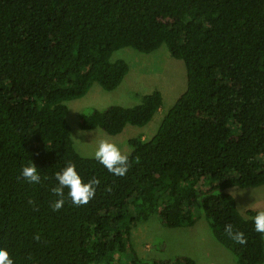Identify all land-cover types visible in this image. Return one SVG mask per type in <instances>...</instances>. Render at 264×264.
<instances>
[{"label":"trees","instance_id":"trees-1","mask_svg":"<svg viewBox=\"0 0 264 264\" xmlns=\"http://www.w3.org/2000/svg\"><path fill=\"white\" fill-rule=\"evenodd\" d=\"M163 45L184 61L187 88L151 139L128 140V171L113 175L77 151L67 101L94 83L122 84L130 65L112 60L115 51ZM162 105L156 89L133 106L83 111L79 126L117 135L145 126ZM30 162L39 184L21 175ZM68 164L98 181L95 196L76 206L65 189L54 211L55 174ZM261 185L264 0H0V247L14 264H197L185 254L142 258L132 234L154 217L179 228L201 214L240 264H264L259 211L246 216L228 191Z\"/></svg>","mask_w":264,"mask_h":264},{"label":"rangeland","instance_id":"rangeland-1","mask_svg":"<svg viewBox=\"0 0 264 264\" xmlns=\"http://www.w3.org/2000/svg\"><path fill=\"white\" fill-rule=\"evenodd\" d=\"M118 58L125 59L130 65L129 72L118 88L107 91L94 83L84 97L67 101L72 138L82 156L94 157L102 139L116 144L125 155L131 153L132 147L128 140L137 135L146 140L151 139L168 110L187 88L185 63L173 57L166 45L151 53L124 47L115 51L111 59ZM156 89L163 94V105L145 126L129 124L117 135H110L101 128L84 130L79 126V114L83 111L102 109L112 104L133 106L140 103L145 94ZM228 191L234 195L239 210L246 216L248 209L264 211V185L249 188L235 186ZM132 240L139 256L145 259L185 254L193 257L197 264H240L233 253L214 238L203 214L195 225L179 228L164 226L158 218H151L133 229ZM163 240L166 242L164 250L154 246Z\"/></svg>","mask_w":264,"mask_h":264},{"label":"clouds","instance_id":"clouds-1","mask_svg":"<svg viewBox=\"0 0 264 264\" xmlns=\"http://www.w3.org/2000/svg\"><path fill=\"white\" fill-rule=\"evenodd\" d=\"M94 159L98 161L110 173L116 176H124L128 171V157L122 153L120 148L106 139L99 141L94 152ZM23 178L30 184H39L41 177L37 167L33 163L26 164L21 172ZM57 186L52 189L53 193L59 197L52 203L54 211L60 210L65 200L64 190L67 189V196L71 202L80 206L87 204L95 196V185L98 181L84 182L76 166L68 164L55 174ZM254 228L259 234L264 235V211L258 212L254 217ZM228 236L238 244H245L246 238L243 232H233L232 226L226 228ZM0 264H14L10 253L6 248L0 247Z\"/></svg>","mask_w":264,"mask_h":264}]
</instances>
